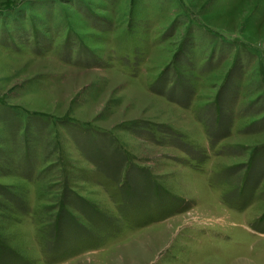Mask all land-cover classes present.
I'll return each mask as SVG.
<instances>
[{
    "label": "rangeland",
    "instance_id": "rangeland-1",
    "mask_svg": "<svg viewBox=\"0 0 264 264\" xmlns=\"http://www.w3.org/2000/svg\"><path fill=\"white\" fill-rule=\"evenodd\" d=\"M0 264H264V0H0Z\"/></svg>",
    "mask_w": 264,
    "mask_h": 264
}]
</instances>
